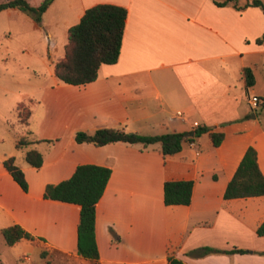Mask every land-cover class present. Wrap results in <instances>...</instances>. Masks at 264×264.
Returning <instances> with one entry per match:
<instances>
[{
	"label": "crops",
	"instance_id": "1",
	"mask_svg": "<svg viewBox=\"0 0 264 264\" xmlns=\"http://www.w3.org/2000/svg\"><path fill=\"white\" fill-rule=\"evenodd\" d=\"M251 1L237 0L236 8L213 0H74L78 21L98 3L127 9L119 58L102 64L90 83L69 85L52 74L47 84L19 95L30 116L10 131L13 150L0 140V228L18 224L76 264H93L77 254L80 207L45 199L43 191L47 183L71 176L77 165L97 164L111 169L95 206L98 264H167L169 253L185 264H264V236L256 234L264 195L223 198L248 146L255 148L264 176V42L256 43L264 33V13L242 7ZM246 66L255 77L248 88L241 76ZM252 96L260 98L256 108L250 106ZM198 126L222 132L221 143L213 146L203 133L163 156L158 144L94 146L74 140L78 130L101 127L155 135L192 134ZM26 133L56 141L16 148ZM33 147L43 154L39 168L24 159ZM7 156L22 169L26 192L3 167ZM165 180H193L190 204L165 205ZM14 245L33 249L27 239ZM202 247L213 251L196 254Z\"/></svg>",
	"mask_w": 264,
	"mask_h": 264
},
{
	"label": "trees",
	"instance_id": "2",
	"mask_svg": "<svg viewBox=\"0 0 264 264\" xmlns=\"http://www.w3.org/2000/svg\"><path fill=\"white\" fill-rule=\"evenodd\" d=\"M52 1L43 0L35 6L27 0H6L0 2V11L17 9L31 16L37 24H41L42 13ZM213 1L218 6L231 3L236 8L241 7L238 6L237 0ZM247 6L260 7L264 13V2L261 0H252L242 7ZM126 17L127 9L121 5L98 3L86 8L79 21L68 26L66 30L67 41L64 44L63 55L52 60L55 77L65 84L83 85L97 78L98 69L102 64L117 62ZM262 42H264V33L256 40L258 44ZM241 76L246 88L254 85L255 77L251 67H242ZM15 110L19 122L26 124L30 116V109L22 102H18ZM203 133L208 134L213 146H218L223 139L222 132H215L207 126H198L192 134L172 131L155 135L129 132L119 127H101L93 132L78 130L74 134V140L77 143H91L94 146H103L113 142L138 144L142 147L158 144L161 154L168 156L176 154L184 143L192 142L195 137ZM55 141L56 139L32 138L29 133H26L15 141V147L24 148L41 142L51 145ZM24 159L30 166L39 168L43 163V154L33 147L26 150ZM2 165L19 187L26 192L28 183L22 169L16 163L15 157H5L2 160ZM110 175L111 169L107 166L79 164L71 176L57 183H47L43 191L45 199L73 203L80 207L77 224V254L89 259L93 264H98L99 258L95 240V206L103 194ZM193 185V180H165L163 182V203L167 206L190 204ZM261 195H264V176L257 163L255 148L248 146L225 187L223 198L233 199ZM109 231H112L111 228ZM0 234L9 246L21 239L30 240L33 246L39 249L44 264H50L48 256L51 252L59 253L48 246L44 238L32 235L18 224L0 228ZM256 234L264 236V220L256 228ZM117 239L118 236L115 235L113 240ZM211 251L213 250L209 247H202L195 253L202 255ZM229 252L245 253L247 250L232 248ZM167 260V264H185L171 253L168 254Z\"/></svg>",
	"mask_w": 264,
	"mask_h": 264
},
{
	"label": "rangeland",
	"instance_id": "3",
	"mask_svg": "<svg viewBox=\"0 0 264 264\" xmlns=\"http://www.w3.org/2000/svg\"><path fill=\"white\" fill-rule=\"evenodd\" d=\"M6 0H0L4 2ZM38 5L43 0H27ZM74 0H54L42 13L41 24L20 11H0V140L4 148L13 150L10 131L22 128L14 107L18 101L29 108L19 95L47 84L53 74L52 60L64 53L67 41L66 26L76 23L77 8ZM245 1V0H240ZM264 1V0H262ZM47 33L51 34L48 39ZM259 87L256 89H259ZM251 95V92H249ZM16 150V149H15ZM16 253L29 259L16 258ZM50 264H76L68 256L51 252ZM39 249L24 251L20 246L7 245L0 234V264H43Z\"/></svg>",
	"mask_w": 264,
	"mask_h": 264
},
{
	"label": "built area",
	"instance_id": "4",
	"mask_svg": "<svg viewBox=\"0 0 264 264\" xmlns=\"http://www.w3.org/2000/svg\"><path fill=\"white\" fill-rule=\"evenodd\" d=\"M249 103H250V106L251 108H256L259 103H260V98L258 96H252L249 100ZM177 114H180V112H177ZM194 126H197L198 123L197 122H194L193 123ZM24 259H29V257L25 256L23 257Z\"/></svg>",
	"mask_w": 264,
	"mask_h": 264
}]
</instances>
